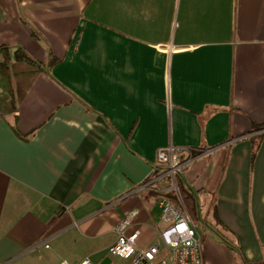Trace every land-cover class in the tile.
I'll use <instances>...</instances> for the list:
<instances>
[{
    "label": "crops",
    "instance_id": "obj_1",
    "mask_svg": "<svg viewBox=\"0 0 264 264\" xmlns=\"http://www.w3.org/2000/svg\"><path fill=\"white\" fill-rule=\"evenodd\" d=\"M1 46L46 71L0 112V264H79L132 210L138 247L159 242L140 187L170 145L203 239L264 264V0H0ZM213 236L205 264L231 261Z\"/></svg>",
    "mask_w": 264,
    "mask_h": 264
},
{
    "label": "built area",
    "instance_id": "obj_2",
    "mask_svg": "<svg viewBox=\"0 0 264 264\" xmlns=\"http://www.w3.org/2000/svg\"><path fill=\"white\" fill-rule=\"evenodd\" d=\"M190 160L191 155L185 161ZM185 161L182 159L181 149L173 145L160 148L152 165L151 179L140 187L141 190L174 191L180 202L176 205L167 197L158 201L162 217L167 223V227L160 233V241L144 249L138 247L140 231L127 233L138 215L137 210H132L118 226L117 238L109 247L112 254L128 259L127 264H205L202 233L185 206L178 188V177ZM79 264L94 263L87 257Z\"/></svg>",
    "mask_w": 264,
    "mask_h": 264
},
{
    "label": "trees",
    "instance_id": "obj_3",
    "mask_svg": "<svg viewBox=\"0 0 264 264\" xmlns=\"http://www.w3.org/2000/svg\"><path fill=\"white\" fill-rule=\"evenodd\" d=\"M0 54V112L18 114V107L26 96L38 76L46 71V65L32 58L24 49L18 48L13 53L9 47L1 46ZM57 59H52L49 66H52ZM264 129V125H254L253 131ZM260 132L251 137L252 157L254 158L259 147V142L263 137ZM178 188L183 202L194 219L198 217V208L194 195L186 187L184 181L178 177ZM141 195L147 205L153 207L158 201L167 197L176 205L180 202L174 191L159 192L155 189H145ZM252 264H262L259 262Z\"/></svg>",
    "mask_w": 264,
    "mask_h": 264
},
{
    "label": "rangeland",
    "instance_id": "obj_4",
    "mask_svg": "<svg viewBox=\"0 0 264 264\" xmlns=\"http://www.w3.org/2000/svg\"><path fill=\"white\" fill-rule=\"evenodd\" d=\"M167 224V223H166ZM209 224L207 225V229L204 232V239H203V247H204V243L205 240L208 241L209 240V236L212 237L213 236V231L212 229L209 228ZM228 238V237H227ZM227 238L222 237V236H213V241H215L218 244L224 245V246H229L230 248H232L233 250H231L229 247V250L232 252L231 254H229V258L231 261L226 260L224 262V264H243L242 263V252L240 251V249H238V247L231 243L230 240L229 242L227 241ZM89 250V249H88ZM234 254V256H233ZM88 255L93 256L90 257L91 262H93L94 264H127L128 263V259L119 256V255H114L112 254L109 249L107 251H100L97 252H88ZM223 253H220L219 256V262L220 264H223ZM234 257V258H233ZM48 258V257H46ZM49 260V259H48ZM50 264H55V261L53 260H49ZM79 260H70V262H78ZM206 262L207 264H212V262L210 260H208V252H206ZM49 264V263H48Z\"/></svg>",
    "mask_w": 264,
    "mask_h": 264
}]
</instances>
